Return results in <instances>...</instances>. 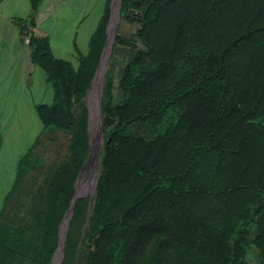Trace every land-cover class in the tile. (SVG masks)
<instances>
[{"label": "trees", "instance_id": "1", "mask_svg": "<svg viewBox=\"0 0 264 264\" xmlns=\"http://www.w3.org/2000/svg\"><path fill=\"white\" fill-rule=\"evenodd\" d=\"M109 1L77 67L30 35L54 91L36 114L43 131L72 138L45 176L31 149L17 160L0 196V264L51 262L89 168L88 112L75 105L106 43ZM120 17L133 30L117 26L104 75L95 193L74 204L61 264H75L78 230L80 264H252L250 249L264 264V0H121Z\"/></svg>", "mask_w": 264, "mask_h": 264}, {"label": "crops", "instance_id": "2", "mask_svg": "<svg viewBox=\"0 0 264 264\" xmlns=\"http://www.w3.org/2000/svg\"><path fill=\"white\" fill-rule=\"evenodd\" d=\"M68 2L40 0L33 12L30 0H0V128L7 126L5 134L14 129L17 110L24 109L32 123L42 125L35 107L53 102L52 83L32 60V49L22 40L23 28L29 26L33 35L46 38L55 58L77 67L108 5V0Z\"/></svg>", "mask_w": 264, "mask_h": 264}, {"label": "rangeland", "instance_id": "3", "mask_svg": "<svg viewBox=\"0 0 264 264\" xmlns=\"http://www.w3.org/2000/svg\"><path fill=\"white\" fill-rule=\"evenodd\" d=\"M77 0H69L68 6L74 4ZM111 0L109 1L110 8ZM107 7V4H106ZM110 17V15H109ZM122 24V31L124 33H128L133 30L131 23L126 20H123L120 17L118 25ZM117 25V26H118ZM22 31V40L24 41V35L29 36L32 34L29 26H25ZM117 30V28H116ZM108 65V64H107ZM105 75V74H104ZM104 75L101 80V94L99 96V101H101L102 90L104 86ZM98 76V72L96 78ZM95 78V81H96ZM93 84L90 89L87 91L86 96L82 100V103L75 105V112L78 116L83 107L87 109V104L90 102L88 100L89 94H91L93 89ZM118 90L114 89L113 97H117ZM96 97L92 99L90 102L91 110H94ZM93 103V104H92ZM19 113L18 120H15L13 130H10L8 134L4 133V128L7 126H2L0 128V196L3 197L7 191L10 189V186L14 180L15 176V165L17 160L26 154L31 149V154L40 158L43 163L41 166V170L39 172L40 176H45V174L53 169L61 160L65 158L68 153V144L72 138V134L66 132L64 130L58 128H49L46 131L41 130L40 123L34 122L30 120L29 116H25L24 109L17 110ZM88 112V109H87ZM88 114V113H87ZM1 124V121H0ZM92 132L95 134V121L92 127ZM41 130V131H40ZM102 134V133H101ZM39 138V140H37ZM89 142L94 141V136L91 134L88 138ZM91 140V141H90ZM102 143L97 141L96 146L98 149V154L102 149ZM94 169V175H92L91 170ZM100 170V160L96 164L93 163V166H89L88 169L83 171L80 177L76 181L77 190L81 189L79 192L82 196L87 197L88 200L93 201L94 193H95V184L97 180V176ZM89 201V202H90ZM91 201V202H92ZM91 204V203H90ZM69 223V221H68ZM68 229V225H67ZM66 229V233H67ZM66 236V235H65ZM82 239V232L78 230L75 235L76 241V256H75V264H80L83 256L82 246L80 245ZM64 254V252H63ZM247 260L255 264L256 263V252L254 249H250Z\"/></svg>", "mask_w": 264, "mask_h": 264}, {"label": "water", "instance_id": "4", "mask_svg": "<svg viewBox=\"0 0 264 264\" xmlns=\"http://www.w3.org/2000/svg\"><path fill=\"white\" fill-rule=\"evenodd\" d=\"M120 12H121V0H111V4H110V17L108 20V24L106 27V34H107V39H106V43L105 46L103 48L101 57H100V61L96 70V73L94 75V79H93V83L95 82V78L98 72V69L100 67L101 61H102V56L106 50V47L109 43L110 40V34H109V29L112 25V22L115 19V22L113 24V34L111 37V43H110V48H109V56L111 54L112 51V46L114 43V38H115V34H116V28L118 25V22L120 20ZM108 67V65H107ZM107 69V68H106ZM106 72V71H105ZM94 86V84H93ZM101 94V85L99 86L97 95H96V101H95V106L93 107L94 110H91V106H90V102H88L87 104V109H88V123H87V132H88V138L89 135L91 134V129L94 125V121H95V141L97 143V141H99L100 143L103 144V137L101 134V108H100V101H99V96ZM90 95V94H89ZM95 152H94V146L92 144V142H89V166H93V163L96 164V160L98 162L99 160V154H98V149L97 147H95ZM92 175H94V169L91 170ZM77 188L75 186V192L71 198L70 204L68 206V209L63 217L61 226H60V234H59V242L58 245L53 253L52 259L50 264H56V257L59 253V258L57 259V264H61L62 262V258H63V252H64V241H65V235H66V229H67V225H68V221L72 215L73 212V207L74 204L76 202V200L78 198H80L82 195L77 193Z\"/></svg>", "mask_w": 264, "mask_h": 264}, {"label": "bare ground", "instance_id": "5", "mask_svg": "<svg viewBox=\"0 0 264 264\" xmlns=\"http://www.w3.org/2000/svg\"><path fill=\"white\" fill-rule=\"evenodd\" d=\"M114 22H115V19H114V21L112 22V25H111V27H110V29H109V34H110V40H109V43H108V45H107V47H106V50H105V52H104V54H103V56H102V61H101V64H100V67H99V69H98V76H97V78H96V81H95V84H94V86H93V89H92V92H91V94H90V96H89V98H88V100L90 101V102H92V99L94 98V97H96V95H97V92H98V89H99V86H100V84H101V80H102V77H103V75L105 74V71H106V68H107V64H108V61H109V58H110V56H109V48H110V43H111V37H112V34H113V24H114ZM91 104V103H90ZM93 104V103H92ZM93 129V128H92ZM92 129H91V135L92 136H94V139H95V134L92 132ZM91 141V140H90ZM92 144H93V146H94V152H95V146H96V141L94 140V141H92ZM96 163H97V160H96ZM81 191V189H79L78 191H77V193L78 194H80L79 192ZM59 258V253H58V255H57V257H56V264H57V259Z\"/></svg>", "mask_w": 264, "mask_h": 264}, {"label": "built area", "instance_id": "6", "mask_svg": "<svg viewBox=\"0 0 264 264\" xmlns=\"http://www.w3.org/2000/svg\"><path fill=\"white\" fill-rule=\"evenodd\" d=\"M29 41H30V34L29 36L24 35V43L29 44Z\"/></svg>", "mask_w": 264, "mask_h": 264}]
</instances>
